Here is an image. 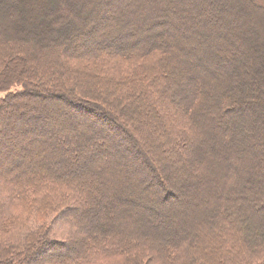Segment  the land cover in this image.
I'll return each mask as SVG.
<instances>
[{"label": "trees", "instance_id": "trees-1", "mask_svg": "<svg viewBox=\"0 0 264 264\" xmlns=\"http://www.w3.org/2000/svg\"><path fill=\"white\" fill-rule=\"evenodd\" d=\"M0 92V264H264V0H0Z\"/></svg>", "mask_w": 264, "mask_h": 264}, {"label": "rangeland", "instance_id": "rangeland-1", "mask_svg": "<svg viewBox=\"0 0 264 264\" xmlns=\"http://www.w3.org/2000/svg\"><path fill=\"white\" fill-rule=\"evenodd\" d=\"M260 17H261L260 20L262 21V18H263V17H262V16H260ZM262 22H263V21H262ZM4 93H5V92H0V96H3Z\"/></svg>", "mask_w": 264, "mask_h": 264}]
</instances>
